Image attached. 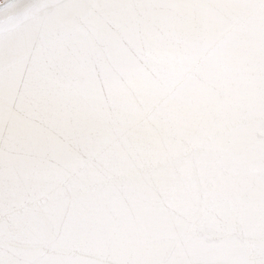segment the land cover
<instances>
[{
    "label": "snow or ice",
    "instance_id": "snow-or-ice-1",
    "mask_svg": "<svg viewBox=\"0 0 264 264\" xmlns=\"http://www.w3.org/2000/svg\"><path fill=\"white\" fill-rule=\"evenodd\" d=\"M0 264H264V0H0Z\"/></svg>",
    "mask_w": 264,
    "mask_h": 264
}]
</instances>
